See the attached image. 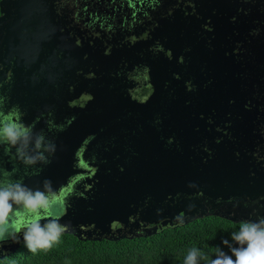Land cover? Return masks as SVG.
Returning <instances> with one entry per match:
<instances>
[{
	"label": "flooded vegetation",
	"instance_id": "1",
	"mask_svg": "<svg viewBox=\"0 0 264 264\" xmlns=\"http://www.w3.org/2000/svg\"><path fill=\"white\" fill-rule=\"evenodd\" d=\"M117 1L77 0L73 14L90 35L111 38L118 30L123 38L135 36L125 44L126 50L112 54L109 66L99 67L92 76L68 77L64 71L27 67L14 73L22 90L19 106L35 114L34 122L41 117L50 126L54 121L60 124L76 108L100 113L99 124L106 122L84 141L86 161L77 154L75 167L91 173L84 174L81 192L64 208L58 207V214L76 217L80 223L92 205L99 200L106 204L108 180H113L112 185L131 184V176L120 178L134 170L140 175L151 171L159 184L177 179V185L168 184L172 194L167 198L144 190L145 198L131 203L128 215L116 212L119 218L110 231L85 230L78 224L82 233L95 238L115 232L117 237L134 238L183 226V219L218 216L242 223L264 217V185L233 190L222 173L237 161L249 174L264 172V23L257 18L259 13L264 18V0H234L243 9L227 14L218 35L210 29L209 0H165L150 18L134 17L129 0ZM163 18L174 23L173 31ZM156 21L161 22L157 28ZM1 42L0 38V86L4 88L14 81L13 62L12 67L5 65ZM6 93L7 88L3 101ZM38 104L39 111L33 108ZM46 111L51 112L40 116ZM18 113L14 107L0 118L12 120ZM106 171L107 181L102 178ZM138 177L137 183H145ZM169 208L177 209V224L163 217ZM126 217L129 225L116 231Z\"/></svg>",
	"mask_w": 264,
	"mask_h": 264
},
{
	"label": "water",
	"instance_id": "2",
	"mask_svg": "<svg viewBox=\"0 0 264 264\" xmlns=\"http://www.w3.org/2000/svg\"><path fill=\"white\" fill-rule=\"evenodd\" d=\"M73 12L71 7L66 4V0H63L60 5L57 3L52 4L49 0L0 1V29H3L0 33L1 48L5 57V65L8 67L13 66L12 75L14 79L12 84H7L4 88L0 86V91L4 89L3 93L7 88V93L4 96L6 98H4L3 104H0V114H5L11 108L16 107L19 113L12 119L13 121L19 120L24 125L33 128L35 132H42L47 139L53 141L56 145L54 154L49 157L50 163L36 166L41 169L39 174H32L33 169L31 168L26 173L23 164L4 154L3 147H0V167L9 171L12 168H19V172L13 178L19 179L23 177L24 184L33 190L38 188L43 190V181L45 179L51 180L52 187L56 190L58 198L61 199L63 208L77 192H81L78 189L82 186L81 180L84 174L88 175L91 173V171H82L80 168L75 167L74 160L77 154L80 153L81 160L83 162L86 161L84 154L88 148L85 147L82 150L84 141L92 137L98 128L105 125L106 122L103 121L102 125H100V118L103 117L100 113L88 112L83 109L78 110V108L73 110L75 111L73 116H69L67 120L60 122V124L54 121L53 126H50L51 122L41 117L36 118L34 122L35 117L32 116L35 114L21 109L24 105L19 106L22 99V90L16 83V81L20 80V77L16 78L14 73L27 67L28 69H39V71L44 72L64 71L68 77L85 76L87 74L92 76L95 75L96 69L99 67L109 66L110 61L108 60L112 54L123 49L126 50L125 44L128 46L135 38L134 35L133 37L130 35L128 38H123L117 32L111 38H106V35L102 37L90 35L80 29L78 17H75ZM162 20L168 30H174L173 22H168L164 18ZM159 24L161 22L156 21L155 28L160 26ZM80 44L87 50L79 48ZM31 59L35 60L34 64H31ZM11 62H13L12 66L10 65ZM8 67L6 68L9 69ZM81 76L80 79H82ZM3 93L0 92V98L3 97ZM40 105H35L33 108L39 111L40 108L38 106ZM4 110L7 111L3 113ZM102 112H104L102 115L108 113V111ZM49 113L40 112V116L48 115ZM12 151L14 153L15 149ZM87 166L89 165L87 164ZM103 174H101L102 178L107 181L110 178V174L107 171ZM175 174L177 177V171ZM94 175H96V172H94ZM138 175L146 179L145 183H137L135 181L139 179ZM128 176H131L129 180H133V182H130L131 184L112 185L113 180H108L109 182L106 183V191L104 192L106 196L103 197L106 200V204L104 201L99 200L94 207L92 205L86 219L80 223H77L76 217L70 218L69 215L59 213L57 217L60 219V223L67 225V222H69L70 225V229L64 234L72 235L82 241L101 242L102 240H109L115 242L125 239L124 236L117 237L115 232L110 234L111 236L98 234L95 238H92L88 233H82L83 231H80V228L76 226L79 224L85 230L90 227H99L102 230L110 231L114 221L119 218H115L116 212H120L122 215L126 212V215H128L129 212L127 211L130 210L131 205L133 203L137 204L142 200V197L145 198L144 190H151L150 194L152 196L167 198L168 195L172 194L169 192L170 187L168 184H172L171 186L177 185V179L167 181L165 184L160 180L159 184L156 182L158 176L152 174L151 171L140 175L134 170H129L120 179H125ZM165 176L167 177V174ZM154 186H158V188L156 187L157 189H155ZM158 189H161V194L158 193L160 192ZM156 193L158 194L156 195ZM53 211L58 213L59 208L57 207ZM193 216L195 215L193 214ZM163 217H167L168 221H170L167 223L174 222L177 224V209H167ZM127 219V217L122 219L124 222L122 221L123 224L116 231L120 232L129 225L125 223ZM225 219L233 223L238 222L232 218ZM146 220H149L150 223L156 221L152 220V218H147ZM189 222H192V219H183V225ZM44 223H46V220H41V224L43 225ZM21 234L22 232L18 234L19 242H13L11 239L0 242V259L4 257L3 252L13 254L24 243ZM153 234L155 232L147 233L143 236ZM233 246L239 247L236 242H233Z\"/></svg>",
	"mask_w": 264,
	"mask_h": 264
},
{
	"label": "clouds",
	"instance_id": "3",
	"mask_svg": "<svg viewBox=\"0 0 264 264\" xmlns=\"http://www.w3.org/2000/svg\"><path fill=\"white\" fill-rule=\"evenodd\" d=\"M0 104H3V98H0ZM0 147L4 148L5 155L23 164L26 173L29 168L33 169L32 174H39L41 169L36 166L50 163L49 157L56 150L55 143L42 132H35L19 120L2 118ZM18 172L19 168L9 171L0 167V242L8 239L19 242L18 234L22 232L25 246L31 253L50 249L68 230V225L60 223L53 211L61 206L62 201L51 180L43 181V190H33L24 184L23 177L13 178ZM41 220H46V223L42 225ZM231 239L239 247L224 240L223 244L232 255L217 247L210 264H264V217L242 222L239 231L232 232ZM202 259V252L193 248L184 264H200Z\"/></svg>",
	"mask_w": 264,
	"mask_h": 264
},
{
	"label": "trees",
	"instance_id": "4",
	"mask_svg": "<svg viewBox=\"0 0 264 264\" xmlns=\"http://www.w3.org/2000/svg\"><path fill=\"white\" fill-rule=\"evenodd\" d=\"M240 226L241 222L208 216L180 227L158 230L150 236L115 242L82 241L62 234L59 241L47 250L38 249L36 253H31L22 243L13 254L3 252L0 264H184L193 248L203 254L200 264H210L217 247L232 255L223 241L228 240L233 245L231 234L238 232Z\"/></svg>",
	"mask_w": 264,
	"mask_h": 264
},
{
	"label": "rangeland",
	"instance_id": "5",
	"mask_svg": "<svg viewBox=\"0 0 264 264\" xmlns=\"http://www.w3.org/2000/svg\"><path fill=\"white\" fill-rule=\"evenodd\" d=\"M52 4H59L63 2V0H49ZM109 1V0H107ZM117 1V0H113ZM236 1V0H235ZM234 0H209L208 4V9L209 11V16L211 17L213 21L209 24L210 29L213 32V35H218L219 30H221L222 26H224V21L227 18V14L229 16L231 13H235L238 11V8L243 9L241 5H237ZM259 1V0H257ZM67 4L71 6L73 14L77 12L78 7L76 5L77 0H69L67 1ZM118 2V1H117ZM165 2V0H132L131 6L134 8V17L138 16L141 17V14L144 15V17H151V12L158 11L159 8L161 7V4ZM125 3V2H123ZM232 3V5H231ZM239 9V10H240ZM175 11L176 9L173 8L171 10H168L169 12L166 13V16L170 13V11ZM262 15L264 14V10H262ZM260 14V13H259ZM258 14L257 18L260 20L261 23H264V18ZM165 16V17H166ZM227 23V22H226ZM79 26H81V23H78ZM82 27V26H81ZM80 29L86 33L85 29L81 28ZM230 30V27H229ZM117 31V30H116ZM115 30L112 33L116 32ZM147 31V30H146ZM145 31V32H146ZM214 41H217L214 38ZM230 48L233 49V42H230ZM81 49H86L82 47V44H80ZM87 50V49H86ZM241 162L237 161L235 165H233L229 171H222L223 173V179L225 181H228L230 184V187L233 190H237L238 188H245L247 191L250 188H253V186L257 185H264V172L260 170L254 171L253 174H249L243 164H240ZM55 215L57 216L58 213L54 212ZM231 218V217H229Z\"/></svg>",
	"mask_w": 264,
	"mask_h": 264
}]
</instances>
